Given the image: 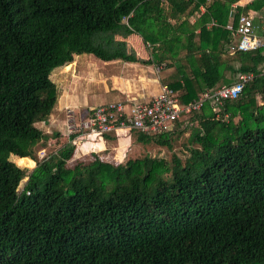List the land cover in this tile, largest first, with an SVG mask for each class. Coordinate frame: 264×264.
Returning a JSON list of instances; mask_svg holds the SVG:
<instances>
[{"label":"trees","instance_id":"16d2710c","mask_svg":"<svg viewBox=\"0 0 264 264\" xmlns=\"http://www.w3.org/2000/svg\"><path fill=\"white\" fill-rule=\"evenodd\" d=\"M239 1L213 0L190 25L182 15L208 0H0V264H264V46L230 50L240 14L258 20L264 0L238 4L228 27ZM117 33L152 43L150 58L108 37ZM82 53L147 65L171 59L178 73L169 85L182 104L232 83L227 70L254 77L239 98L206 100L172 131L137 137L167 144L189 127L197 147L184 160L96 157L70 166L82 143L74 154L67 141L19 190L26 168L17 159L33 158L44 136L36 123L58 101L52 71Z\"/></svg>","mask_w":264,"mask_h":264},{"label":"rangeland","instance_id":"374dc122","mask_svg":"<svg viewBox=\"0 0 264 264\" xmlns=\"http://www.w3.org/2000/svg\"><path fill=\"white\" fill-rule=\"evenodd\" d=\"M213 0H210L208 3L204 5V7L212 2ZM251 0H240L238 4L245 5ZM203 5V4H202ZM201 5V6H202ZM257 13V12H256ZM256 15V14H255ZM258 20H256L258 24L257 32L260 36H264V9L258 11ZM190 14L187 13L186 18H189ZM192 18V17H191ZM190 18V19H191ZM174 21V20H173ZM212 23V22H211ZM210 22L207 25L211 24ZM232 24V18L229 20L228 27ZM208 27V26H207ZM181 37L183 42L186 41V36L183 35L182 33ZM233 43L231 44V48L233 47ZM151 45H148V50L152 48V43ZM183 52V49L180 48V53ZM228 54V53H227ZM82 57L80 58V68H83L86 65L93 66L97 65L100 69H102V66L100 62H92L88 60V53H83L80 54ZM225 58L230 62L234 63L235 67H238L240 64L238 61H236L235 55H225ZM75 60V59H74ZM169 61H163L155 65L156 71L158 69H163V68H169ZM229 77H232L233 80L236 79L237 74L235 73H228ZM85 73L84 71L78 70V64H75L71 67L68 68H55L52 71L51 78L53 81H55L58 92H59V97L58 100H61L62 98H67L71 103H75V100H79V103H81V108L82 107H87L88 105H94L98 101L99 103H105L103 101L106 100H98L102 98V95H105L107 97V101H111L108 98L109 91L107 87L104 85V80L101 79V75L99 76V80H96V84H94V89L93 91L86 97L84 98V92H82L83 88V79H84ZM102 84V85H101ZM223 84V83H222ZM92 87V88H93ZM112 102H115L112 100ZM59 105H55L54 109L55 111H59L60 114H62V117H57L56 116H49L51 118V122L56 121V126H53L50 128V131H46V125L43 121H39L36 123L37 126H39L43 131H44V136L43 138L37 143V145H34V148L32 149V156L33 158H28V159H17V162L23 167L26 168L24 172V178L22 179L20 185H19V190H22L23 187L25 186L27 180L29 179V174L33 170V168L36 167V165L41 162L42 160L50 157L52 154L56 153L58 151L59 147L64 144L65 140L68 139L67 134H69L68 129L66 124L67 123H78L79 122V116L77 113L78 108L72 109L70 107H64L62 108L60 106L61 103H58ZM53 109V110H54ZM83 109V108H82ZM52 110V111H53ZM54 112V111H53ZM62 112V113H61ZM65 119V123L61 125V121ZM61 125V126H60ZM196 125V123L194 124ZM50 126V125H48ZM63 126V127H62ZM78 133H82L81 131ZM190 134V128L186 127H179L176 129L175 132L169 135V143L167 144H161L156 142L155 140H151L147 143H144L140 141L137 138L138 133L136 131H131V133L124 135L121 140H117L118 142L109 141L108 143V148L106 151H100L98 154L97 153H89L83 155V158L79 157L71 161L69 163L70 166H74L75 163L78 161H82L80 163H89L93 161L96 157L105 161L108 158H114L113 162L114 164H118L117 161H122L121 163L127 161L130 157L131 158H142L146 155H149L151 157H162L165 158L169 161H172L174 156H178L181 159H186L189 157L191 154V149L193 147H197V144L193 141H191V138L189 136ZM113 139V138H110ZM119 139V138H118ZM52 145V146H51ZM86 145L88 146L89 143ZM93 145V144H92ZM97 147V145H93ZM92 146V147H93ZM82 148V147H81ZM100 149H105V147H100ZM127 156H130L127 158ZM13 160L16 159V157L11 156ZM127 158V159H126ZM110 162V161H108Z\"/></svg>","mask_w":264,"mask_h":264},{"label":"built area","instance_id":"2783aa9c","mask_svg":"<svg viewBox=\"0 0 264 264\" xmlns=\"http://www.w3.org/2000/svg\"><path fill=\"white\" fill-rule=\"evenodd\" d=\"M238 3L232 4L231 18L237 13ZM233 26V22L230 27ZM258 24L251 15L240 14L232 47L241 51H253L264 46V37L257 32ZM253 72L238 73L236 79L230 84H223L207 89L198 99L188 104L180 103L177 93L167 84L161 85V91L151 99L140 101L132 100L128 106L125 100H118L100 104L91 109L90 115L78 123H67L69 135L78 133L82 135L87 131L89 135H101L111 131L130 134L136 131L148 137H157L161 133L174 129L175 120L183 113H190L202 108L205 101L215 106H222L228 100L240 97L247 83L253 79ZM129 108H128V107ZM30 191H28L29 193Z\"/></svg>","mask_w":264,"mask_h":264},{"label":"crops","instance_id":"0c3cea01","mask_svg":"<svg viewBox=\"0 0 264 264\" xmlns=\"http://www.w3.org/2000/svg\"><path fill=\"white\" fill-rule=\"evenodd\" d=\"M210 0H208L209 2ZM206 10V6L204 5L199 7V10L194 12L193 14H190V17L188 18L189 24L193 25V23L196 21L197 17H199L204 11ZM188 13V12H187ZM187 13L183 14L182 18H186ZM192 17V18H191ZM191 18V19H190ZM213 22L210 24L212 25ZM199 31V30H197ZM183 35L186 36V33H183ZM109 38L112 39H120L125 42L126 49L134 47L138 54L143 57V58H150V50H148V45H151L150 42L145 45L142 37L136 33H132L129 35H123V34H108ZM198 39V38H196ZM186 53V50L183 49V52L180 54V57H184ZM83 54V53H82ZM88 60L92 62H100L102 66V69H100L97 65L91 66L86 65L83 68H80V58L82 57L80 54L75 55V60L77 61L78 64V70L84 71L85 76L83 79V88L82 92H84V98H86L94 89V84H96V80H99V76L101 75V79L104 80V85L107 87L109 91L108 98L111 101L106 102L108 99L105 95H102V98L98 100H106L103 101L105 103L118 101V100H125L129 106L130 101L132 100H140V101H145L148 99H151L161 91V85L162 84H167L169 85L170 82H172L173 78L177 76V66L175 65H168L169 68H163L158 69L156 71L155 65L156 64H143L140 62H133V61H126L123 59H113V60H108L105 61L101 58H98L95 56L93 53H88ZM225 57V55H224ZM74 60V61H75ZM165 61H169L171 63V59H167ZM72 64V63H71ZM158 64V63H157ZM70 65V64H69ZM68 65V66H69ZM65 67V68H68ZM73 66V65H72ZM71 67V66H70ZM227 75L230 73L229 70L226 71ZM229 76V75H228ZM221 84V83H219ZM218 84V86H219ZM102 85V84H101ZM170 86V85H169ZM93 87V88H92ZM171 87V86H170ZM75 103H71L67 98H62L61 100H58L56 103V106L59 105L58 103H61L60 106L62 108L70 107L72 109L78 108V116H79V122H82L85 120L91 113V109L97 105H100L102 103H99L98 101H95L96 103L94 105H88L87 107H82L81 108V103H79V100H75ZM103 103V104H105ZM55 106V107H56ZM127 106V107H128ZM54 107V108H55ZM53 108V109H54ZM129 108V107H128ZM54 111V112H53ZM52 111L50 114L51 116H56L57 117H62V114H60L59 111H55V109ZM62 113V112H61ZM46 125V131H50L53 126H56V121L51 122V118H48L46 121H43ZM65 123V119L61 121V125ZM50 125V126H48ZM60 125V126H61ZM63 127V126H62ZM74 137L71 138V135L67 134V138L64 142V144L68 141L71 142L73 145H75V152L76 154L77 147L81 145L82 143V148L78 151L79 155L81 158H83V155L89 154V153H99L100 151H106L108 146L109 141H113L116 143L118 142L117 140H121V138L124 137L125 133L124 132H118V131H111L109 133L101 134V135H89L87 134V131H84L82 135H78V133L73 134ZM94 138H98L96 140V145L97 147H92L90 143L91 141L94 140ZM99 138H101V142H99ZM113 138V139H110ZM119 138V139H118ZM88 142L89 145H85V143ZM103 143V145H101ZM63 144V145H64ZM84 144V145H83ZM100 147H105V149H100ZM37 145V144H36ZM63 145H61L58 149H60ZM52 146V145H51ZM57 152V151H56ZM130 156H127V158ZM126 158V159H127ZM138 158V157H137ZM131 158L128 161H125L121 163L122 161H117L118 164H126L129 161H131ZM114 158H108L105 161H110L113 162ZM82 162L81 160L78 161ZM115 163V162H114ZM77 164V163H75Z\"/></svg>","mask_w":264,"mask_h":264}]
</instances>
